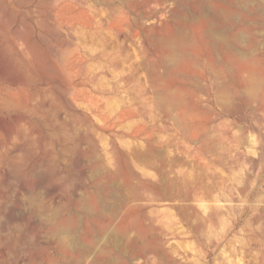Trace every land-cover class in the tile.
Here are the masks:
<instances>
[{
	"label": "rangeland",
	"instance_id": "1",
	"mask_svg": "<svg viewBox=\"0 0 264 264\" xmlns=\"http://www.w3.org/2000/svg\"><path fill=\"white\" fill-rule=\"evenodd\" d=\"M206 3L0 0V264H264V0Z\"/></svg>",
	"mask_w": 264,
	"mask_h": 264
},
{
	"label": "bare ground",
	"instance_id": "2",
	"mask_svg": "<svg viewBox=\"0 0 264 264\" xmlns=\"http://www.w3.org/2000/svg\"><path fill=\"white\" fill-rule=\"evenodd\" d=\"M206 2V0H204ZM215 2V1H213ZM202 3V2H201ZM201 3H199V5L201 6ZM207 3H208V0H207ZM207 3L206 5H202V8H206L205 6H207ZM210 3V2H209ZM195 4V3H194ZM212 4L214 5L215 3H210L209 6H212ZM199 5L197 6V8L199 7ZM217 5V4H216ZM195 7V6H194ZM213 7V6H212ZM212 7H209L208 9H212ZM200 8V7H199ZM201 8V9H202ZM217 8V6L215 7V9ZM210 9V10H211ZM184 10V9H183ZM206 11V9H204ZM192 11V10H191ZM194 11V9H193ZM203 11V10H202ZM209 11V10H207ZM206 11V12H207ZM212 11V10H211ZM210 11V12H211ZM183 12V11H182ZM213 12V11H212ZM215 12V11H214ZM213 12V15H209V14H204L202 13L199 9L198 11H195L191 14L188 15V18L189 20L187 21H183L181 23V26L183 28H186L187 26L190 28V31L191 33H188L186 36H182L178 33H172L170 34V36L168 37V39L166 40V44H167V48H168V53L170 55H180V56H184L185 54V51L186 49L188 48H191V55L194 56V61L196 63L197 62V58L199 56V51L203 48L205 49L206 51L209 52V67H210V70H209V78L212 79V84H213V87H215L216 89H218V86H217V69H216V64H215V60H214V53L216 51V48L219 46V37H218V30H219V15L217 14V12L214 14ZM184 13V12H183ZM186 16V15H185ZM181 22V20H180ZM178 24V23H177ZM173 27V26H172ZM187 27V28H188ZM222 31V29H221ZM169 32V31H167ZM172 32V31H171ZM170 32V33H171ZM179 32V31H178ZM187 33V32H186ZM221 34V33H220ZM166 35H164L163 37H165ZM62 39V38H61ZM162 39V38H161ZM160 39V40H161ZM161 41H164V40H161ZM232 41H233V47H235V49L237 48L240 49L239 47H237V43H235V40L234 38L232 37ZM163 44V43H162ZM165 44V45H166ZM191 47H189V46ZM161 47V46H160ZM188 52V51H187ZM185 55H188V54H185ZM189 56V55H188ZM186 56L185 59L187 60H192V57L191 56ZM197 57V58H196ZM89 58V57H88ZM94 59V58H93ZM217 62V61H216ZM61 63V62H60ZM241 66L244 70H248V67L246 64H242L241 63ZM247 72V71H246ZM251 72V71H250ZM248 72V74L250 73ZM246 76V75H245ZM196 81V80H195ZM197 82V81H196ZM199 82V81H198ZM198 84V83H197ZM249 84V83H248ZM252 84V83H251ZM264 85V84H263ZM200 86V85H199ZM201 87V86H200ZM251 87V86H250ZM264 88V87H263ZM215 89V90H216ZM202 90V89H201ZM214 91V90H213ZM217 91V90H216ZM217 93V92H216ZM259 94V93H258ZM217 95V94H215ZM264 95V94H263ZM245 96H247L245 94ZM258 95H256L257 97ZM261 96V95H260ZM259 97V96H258ZM262 99H264L263 96H261ZM260 97V99H261ZM255 98V97H254ZM216 99L218 100V98L216 97ZM256 99V98H255ZM244 102H245V99H243ZM247 100V99H246ZM250 100V99H249ZM250 102V101H249ZM258 102V100H257ZM264 103V101H261ZM259 103V102H258ZM221 104V103H220ZM224 104V103H223ZM254 102H252V106H253ZM222 105V104H221ZM220 105V106H221ZM230 105V104H229ZM255 105L254 104V107L255 108ZM258 105V104H257ZM225 106V105H224ZM260 106V105H259ZM251 107V106H250ZM261 107H262V104H261ZM260 107V108H261ZM252 108V107H251ZM257 109H260L256 106ZM255 108V109H256ZM227 109V108H226ZM257 109L255 111H257ZM252 111L253 113V110H250ZM254 114V113H253ZM206 118V117H205ZM214 118V117H213ZM255 120V119H254ZM253 120V122H254ZM259 121V120H258ZM255 124V123H254ZM203 125V124H202ZM220 125V124H219ZM259 125V124H258ZM262 125V123H261ZM216 128V127H214ZM219 130V129H218ZM203 131V130H202ZM206 131V129H205ZM216 131V130H215ZM220 131V130H219ZM223 131V130H222ZM204 132V131H203ZM221 132V131H220ZM224 132V131H223ZM209 134V133H207ZM215 134V132H214ZM219 134V132H218ZM222 136V135H221ZM220 136V137H221ZM239 137H241L240 135H238ZM214 137V136H213ZM216 137V136H215ZM235 137V136H234ZM237 137V138H239ZM236 138V137H235ZM204 139V138H203ZM206 140V139H204ZM227 140V139H226ZM235 140V139H234ZM237 140V139H236ZM241 140V138H240ZM243 140V139H242ZM232 142V141H231ZM237 142V141H236ZM238 143V142H237ZM245 143V142H244ZM247 143V142H246ZM236 144V143H235ZM248 144V143H247ZM221 149V147H220ZM217 150V149H216ZM236 153V152H235ZM221 156V155H220ZM259 156V155H258ZM236 157V156H235ZM224 159V158H222ZM260 159H261V156H260Z\"/></svg>",
	"mask_w": 264,
	"mask_h": 264
}]
</instances>
